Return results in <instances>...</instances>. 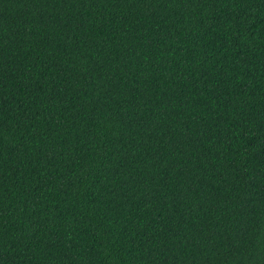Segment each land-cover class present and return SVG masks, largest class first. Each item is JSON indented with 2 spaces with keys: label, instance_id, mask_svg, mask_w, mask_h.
Masks as SVG:
<instances>
[{
  "label": "trees",
  "instance_id": "obj_1",
  "mask_svg": "<svg viewBox=\"0 0 264 264\" xmlns=\"http://www.w3.org/2000/svg\"><path fill=\"white\" fill-rule=\"evenodd\" d=\"M0 264H264V0H0Z\"/></svg>",
  "mask_w": 264,
  "mask_h": 264
}]
</instances>
